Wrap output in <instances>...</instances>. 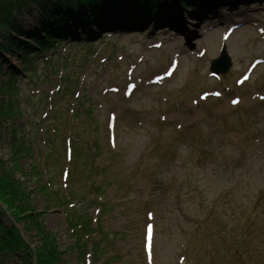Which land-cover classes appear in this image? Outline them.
<instances>
[{"label":"rangeland","instance_id":"obj_1","mask_svg":"<svg viewBox=\"0 0 264 264\" xmlns=\"http://www.w3.org/2000/svg\"><path fill=\"white\" fill-rule=\"evenodd\" d=\"M19 1L22 29L42 33L39 0ZM86 1L81 14L89 24L78 28L87 37L78 32L56 47L58 36L27 62L20 52L0 61V102L12 97L1 89L9 70L17 74L16 98L28 106L15 129L0 128V166L9 161L13 131L37 155L54 138L48 180L55 190H74L85 216L87 175L103 171L102 194L89 196L91 214L106 206L93 264H215L216 256L223 264L230 245L248 254L243 264H264V0H169V7L157 0L149 12L156 0ZM70 9L46 29L75 32L78 13ZM223 46L233 66L216 77L210 66ZM33 196V212L60 243L61 264H81L63 209ZM23 227L41 251L37 232ZM244 232L252 246L230 240ZM210 239L216 251L207 249ZM0 264L21 263L0 245Z\"/></svg>","mask_w":264,"mask_h":264},{"label":"trees","instance_id":"obj_2","mask_svg":"<svg viewBox=\"0 0 264 264\" xmlns=\"http://www.w3.org/2000/svg\"><path fill=\"white\" fill-rule=\"evenodd\" d=\"M17 1L18 0H0V61L7 53L13 54L14 52H20L22 55L21 59L27 62L29 59L26 56L27 54L39 55L44 51H50L55 45L54 39L58 36L60 40L56 47H58L62 41L70 40L72 34L68 27H61L55 31L46 29L55 19H62V21H64L67 10L70 8H74V12L78 13L77 21H75L76 25L84 26L89 24V19L81 14V10L82 13H84L83 9L88 4L86 0H70V3H66L67 0H39L36 1V5H38L40 11L45 14L42 24V33L38 34V31L26 32L17 22L21 13L18 16L16 15L19 14V11H22V8L26 5L22 3L21 7L18 5L17 8H15ZM19 2H21V0ZM169 3V0H163L162 5L168 6ZM59 4L62 7L56 8L54 13H48L53 7H57ZM157 4V0L152 1L151 7L146 9L147 12L153 8H157ZM104 27L105 25L101 24V28ZM20 36L31 38L34 41V45L21 42L18 38ZM2 66L3 64L0 63V74L2 72ZM8 76L9 80L2 84L1 89L4 90L3 87H5L4 91L9 92L12 97L10 99L8 98L6 101L0 102V128L5 131H10L9 125H12V129H15V125L22 117L23 113L28 112L25 108H28V106L24 107L16 98V95L18 96L20 91L16 87L17 74L8 70ZM66 87L67 90H73L71 85L67 84ZM4 93L0 94V98L4 96ZM16 134V131H13V134L7 136L9 137L8 146L10 149L9 161L0 166V214L9 221V224H5L0 220L1 246L3 249L16 255L22 264H34V257L38 259L37 264L62 263L59 257V249L57 248L58 245L60 246L59 241H57L58 239L49 229L45 228L44 224L41 222L40 214L36 211L33 212V210H35V205H33L32 201V198H34L33 195H39V193H41V195L48 197L59 209L64 210L67 229L71 239L74 240L69 248L71 252L77 253L81 264H86L85 259L88 254L92 256L95 255L98 248L99 253L101 252V245L99 246L98 239L95 235L104 236V233L101 235L99 229L102 227L101 220L105 213L106 206H99V213L97 215H92V204L95 200L90 201L89 199L90 195H95L94 192L99 193L98 196L102 194L100 190L107 184L103 171H100L97 177L93 174L95 170L93 173L89 172L87 175L88 178L90 176L91 181L89 186H91V188L89 189L92 191H89L86 197V201L90 204V214L88 213V215L85 216L84 208L77 207L79 201L76 199L77 197L75 196L74 190H70L69 187L66 190L62 188L55 190V187L52 186V183L48 180V178H51V166L49 164L53 157L52 148L54 138H52L51 141L50 139L47 140L46 154L41 153L37 155L35 145L25 137H20ZM69 149L72 152L73 160L72 144ZM95 151L96 149L92 151V153H95ZM25 160L30 161V166L24 163ZM88 163L93 165L92 169H94V163L91 161ZM92 169H90L91 172ZM35 183L36 187H33L32 184ZM22 223L28 232L33 229L37 232V237L40 239L41 243V251L38 249L33 250L31 247L32 243H30L31 238H29V243L24 241L18 229V226L22 225ZM25 228L24 230L26 231ZM247 238L248 235H242L232 241L235 243H243L247 241ZM241 250V248L230 245V248L224 251L233 256L230 259L227 258L228 261L224 262V264H241V260L244 259V253ZM217 264H219V262H217Z\"/></svg>","mask_w":264,"mask_h":264},{"label":"water","instance_id":"obj_3","mask_svg":"<svg viewBox=\"0 0 264 264\" xmlns=\"http://www.w3.org/2000/svg\"><path fill=\"white\" fill-rule=\"evenodd\" d=\"M231 67V61L226 53V48H223L219 59L212 63L211 71L215 75L225 74Z\"/></svg>","mask_w":264,"mask_h":264}]
</instances>
